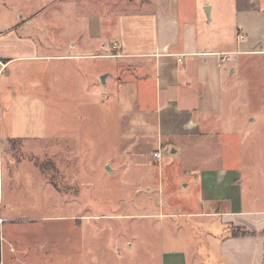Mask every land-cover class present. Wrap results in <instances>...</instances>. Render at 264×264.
<instances>
[{"label":"rangeland","instance_id":"1","mask_svg":"<svg viewBox=\"0 0 264 264\" xmlns=\"http://www.w3.org/2000/svg\"><path fill=\"white\" fill-rule=\"evenodd\" d=\"M113 1L0 0V23L32 19L26 32L44 53L81 57L12 67L13 89L45 111L34 137L2 152L4 253L11 242L13 264H162L164 252L184 255L186 264H220L212 224L182 215L198 207L196 192L185 188L194 153L182 139H160L153 84H135L115 59L84 58L113 51L118 27L109 13L126 12ZM210 2L217 31L218 11L234 12V4ZM238 58L231 109L246 127L238 124L229 146L246 185L249 163L264 157V143L256 146L264 136V55ZM248 115L257 121L248 124ZM2 120L5 138L10 119L3 113Z\"/></svg>","mask_w":264,"mask_h":264},{"label":"crops","instance_id":"2","mask_svg":"<svg viewBox=\"0 0 264 264\" xmlns=\"http://www.w3.org/2000/svg\"><path fill=\"white\" fill-rule=\"evenodd\" d=\"M119 3L126 12L109 13L118 27L113 51L84 58L115 59L117 65L133 72L130 77L135 84H153L160 139H182L184 149L194 153L190 158L193 167L184 171L185 188L196 192L198 207L182 215L212 224L213 233L208 235L214 239V255L220 264H264V157L249 163L245 185L244 169L232 158L229 146L238 124L246 127V121H238L231 109L237 88L232 80L242 71L237 66L238 57L264 55V0H233L234 12L218 11L222 24L217 31L210 29L215 18V5L210 0H114L109 4ZM204 7L209 9V19ZM32 21L0 23V203L3 180L9 172L3 169L4 146L8 149L15 140L34 137L41 125L34 120L45 111L37 100L25 96L29 93L23 95L13 89L12 67L56 59L70 63L81 58L72 52L61 57L44 53L26 32ZM116 43L118 49L114 48ZM224 57L228 60L223 61ZM225 102L230 108L223 111ZM3 113L10 119L5 138ZM26 116L29 121H25ZM256 121L247 116L248 124ZM263 143L264 136L256 146ZM8 221L0 216V230ZM4 242L0 231V264H13L9 253L12 243H8L5 255ZM162 255V264H186L182 254Z\"/></svg>","mask_w":264,"mask_h":264},{"label":"water","instance_id":"3","mask_svg":"<svg viewBox=\"0 0 264 264\" xmlns=\"http://www.w3.org/2000/svg\"><path fill=\"white\" fill-rule=\"evenodd\" d=\"M206 15H207V17H208V19H209V18H210V15H209V9H206ZM103 83L105 84V78H103ZM174 152H175V150L172 151V153H174ZM107 168H108V170L111 172L110 167L108 166Z\"/></svg>","mask_w":264,"mask_h":264},{"label":"built area","instance_id":"4","mask_svg":"<svg viewBox=\"0 0 264 264\" xmlns=\"http://www.w3.org/2000/svg\"><path fill=\"white\" fill-rule=\"evenodd\" d=\"M114 48H115V49H118L117 43H116V44H114ZM222 60H223V61H226V60H228V58H227V57H224ZM156 157H158V158H159V157H160V154H159V153H157V154H156Z\"/></svg>","mask_w":264,"mask_h":264}]
</instances>
